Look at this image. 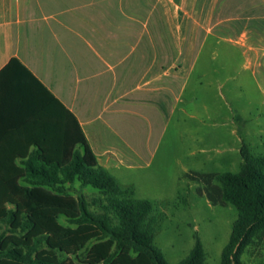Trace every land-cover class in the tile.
Segmentation results:
<instances>
[{
    "label": "crops",
    "instance_id": "0c3cea01",
    "mask_svg": "<svg viewBox=\"0 0 264 264\" xmlns=\"http://www.w3.org/2000/svg\"><path fill=\"white\" fill-rule=\"evenodd\" d=\"M206 59L212 110L186 99ZM57 101L117 181L155 160L173 121L198 138L190 154L208 120L264 154V0H0V155L55 149Z\"/></svg>",
    "mask_w": 264,
    "mask_h": 264
},
{
    "label": "trees",
    "instance_id": "16d2710c",
    "mask_svg": "<svg viewBox=\"0 0 264 264\" xmlns=\"http://www.w3.org/2000/svg\"><path fill=\"white\" fill-rule=\"evenodd\" d=\"M22 64L14 59L8 70ZM62 109L57 147L36 154L0 155V264H170L155 245V203L135 198L98 163L76 117ZM53 142V141H51ZM238 173H192L213 206L238 210L221 264H246L243 256L264 237V154L244 145ZM80 182L99 192L91 202L67 186ZM97 206L99 210H94ZM65 218L69 225H63ZM201 239L177 264H205ZM257 264H264V260Z\"/></svg>",
    "mask_w": 264,
    "mask_h": 264
},
{
    "label": "rangeland",
    "instance_id": "374dc122",
    "mask_svg": "<svg viewBox=\"0 0 264 264\" xmlns=\"http://www.w3.org/2000/svg\"><path fill=\"white\" fill-rule=\"evenodd\" d=\"M201 66L213 70L216 61L201 60L198 70L192 75L186 99L198 95L207 109L212 110L214 86L210 84L211 81L206 89L198 86ZM214 77L213 72H210L208 80L214 82ZM180 129L177 122L173 121L159 153L147 168L114 175L120 185L132 183V186L124 187H132L135 198L155 203L152 213L157 221L155 245L164 252L170 264L185 259L194 248L197 238L201 239L206 251L205 264H221L223 251L238 218V210L230 204L225 207L213 206L202 193L204 184L190 180L187 174L238 173L244 162L240 146H237L240 141L237 143L231 137L229 125L218 132L208 120L206 139L198 146V149L205 150V154L193 155L190 153L199 140H186ZM220 133L221 139L218 136ZM263 151L262 148L260 152ZM67 188L76 198L84 196L90 202L100 196L97 190L83 186L80 182ZM93 209L99 210L97 206ZM60 222L69 225L65 218H61ZM242 259L246 264L263 261L264 237L248 246ZM74 260L76 264H85V255L80 254Z\"/></svg>",
    "mask_w": 264,
    "mask_h": 264
}]
</instances>
